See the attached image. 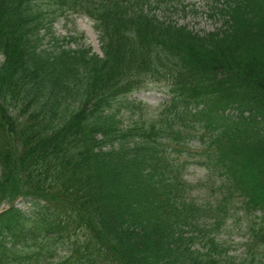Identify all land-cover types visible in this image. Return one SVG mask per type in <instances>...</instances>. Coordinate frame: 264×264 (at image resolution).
<instances>
[{"label":"trees","instance_id":"16d2710c","mask_svg":"<svg viewBox=\"0 0 264 264\" xmlns=\"http://www.w3.org/2000/svg\"><path fill=\"white\" fill-rule=\"evenodd\" d=\"M223 1L199 32L149 0H0V264H264V0ZM69 13L100 52L42 48ZM153 81L159 112L128 99Z\"/></svg>","mask_w":264,"mask_h":264},{"label":"rangeland","instance_id":"374dc122","mask_svg":"<svg viewBox=\"0 0 264 264\" xmlns=\"http://www.w3.org/2000/svg\"><path fill=\"white\" fill-rule=\"evenodd\" d=\"M218 0H149L151 9L161 18L171 20L179 25H186L188 28L199 32L213 31L220 25V21L211 16V6L215 5ZM223 3V0H219ZM71 46L85 45L92 47L94 51L100 52L99 33L95 28L94 21L85 16L77 14H65L59 17L53 24L50 30L43 32L42 48L54 50L56 40L71 39ZM55 38V39H54ZM60 43V42H59ZM165 83L161 81H153L142 89L132 93L128 99L142 101L153 106L159 112L169 96L164 89ZM187 147L195 148V141L188 142ZM189 163L186 166L185 174L189 182L194 185V191L200 192L196 188L198 180L203 176L199 163L193 154H189ZM0 186V211L7 208L13 200L12 193L8 189L3 190ZM18 206H24L25 199H18ZM25 207V206H24ZM240 211L235 207L231 212ZM234 217L230 218L233 222ZM234 222L232 227H225L218 235L219 241L225 242L226 247L236 256L242 254L244 230L242 222ZM231 224V223H230ZM229 224V225H230Z\"/></svg>","mask_w":264,"mask_h":264}]
</instances>
